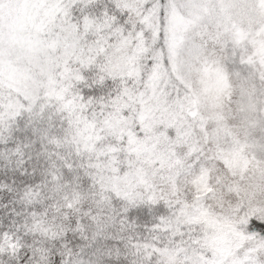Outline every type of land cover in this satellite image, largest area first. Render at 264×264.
<instances>
[{
	"label": "snow or ice",
	"instance_id": "snow-or-ice-1",
	"mask_svg": "<svg viewBox=\"0 0 264 264\" xmlns=\"http://www.w3.org/2000/svg\"><path fill=\"white\" fill-rule=\"evenodd\" d=\"M0 264H264V0H0Z\"/></svg>",
	"mask_w": 264,
	"mask_h": 264
}]
</instances>
